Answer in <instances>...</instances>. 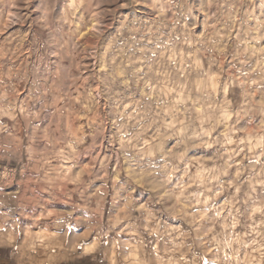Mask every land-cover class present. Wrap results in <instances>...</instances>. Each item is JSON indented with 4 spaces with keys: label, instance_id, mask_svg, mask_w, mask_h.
<instances>
[{
    "label": "clouds",
    "instance_id": "9594fccd",
    "mask_svg": "<svg viewBox=\"0 0 264 264\" xmlns=\"http://www.w3.org/2000/svg\"><path fill=\"white\" fill-rule=\"evenodd\" d=\"M3 3L18 7L14 0H0V4ZM85 3L91 8V0H71L59 20L50 17L51 7L45 11L42 27L48 30V38L35 49L36 60L32 67L27 66V57L19 65L14 63L18 50L0 49V120L8 117L11 121V131L7 123H0V147L4 148L0 161H14L16 165L4 169L2 179L7 184L19 177L21 185L20 193L0 199V205L5 200L15 205L3 212L6 218L9 215L13 218L14 230L0 232V243L8 244L9 236L15 241L8 250L12 264H49L48 260L41 259L36 245L27 240L20 243L22 226L27 225L29 231L41 227L38 209L28 208L27 204H46L45 192L50 200L71 196L88 201V186L98 178L97 172L70 188L73 178L66 177L60 166V174L50 179L52 161L64 155L57 151L59 148L70 157L90 155L86 150L98 147L108 128L112 132L110 143L119 145L118 150H113L120 164L116 171L127 163L132 179L142 175L149 183L155 182L156 195L161 196L162 202L171 200L179 192L183 197L180 204L185 209L215 201L219 193L230 187L228 181L221 178L233 166L231 162L241 145L249 152L259 148V155L264 156V0H151L152 8L158 13L155 19L129 13L133 16V26L129 28L127 23L120 26L121 33L127 35L118 33L108 47H93L84 53L95 58L97 67L105 68L102 75L94 74L100 85L95 89L82 85L72 72L76 57L81 56V45L75 41L79 29L71 30V10H78ZM197 5L205 13L206 27L200 38L181 23V17L191 23ZM22 20L19 15L14 17V22ZM63 24L69 25L68 31H64ZM233 28L237 30L234 44L231 51H226V40L220 38V33L230 36ZM257 53L260 55L255 64L249 63ZM228 56L238 62L233 68L239 75H228L221 81L220 77L225 75L222 61ZM69 58L71 66L66 67L65 61ZM214 74L212 83L218 88L209 84ZM21 81L31 87L23 101L17 102L16 88ZM237 84L241 86L240 94L235 91ZM226 89L231 90V98ZM218 91L224 93L223 99L217 96ZM93 92L95 94L91 95ZM106 93L115 107L101 115L97 101ZM84 104L88 105L87 110ZM81 114L85 116L84 123L79 119ZM242 129L243 137L238 135ZM20 136L24 139H19ZM41 139L51 145L46 153L34 151L36 141ZM197 145L214 149L210 167H205L209 163L205 160L194 164L187 155ZM130 150L135 151L134 162L129 158ZM154 157L157 159L153 160ZM25 158L27 163L23 162ZM78 164L79 161L74 166ZM106 164L105 158L103 165ZM186 165L197 167V172L193 174ZM240 167L242 171L245 168L243 164ZM29 168H34L35 172H29ZM137 168L142 172H137ZM28 176L33 177L32 185L25 183ZM173 178L177 181L174 186ZM257 184L264 185V168L256 174L249 171L244 180L235 177L231 186L239 188L240 192L232 196L230 207L224 205L228 208L227 215L208 217L207 213L186 211L189 231L197 235L205 233L208 243L215 242L218 246V237L224 235V230L240 225L259 230L264 240V199L240 211ZM139 195L142 198L144 194ZM134 211L131 209L128 213L129 219L140 220L141 216H132ZM119 219H113L110 214L104 221L97 216L96 227L106 224L108 231H114ZM201 220L210 221L212 231H206L209 223L201 224ZM248 221H252L251 225ZM242 241L243 233L232 238L238 245ZM68 244L65 237L66 249ZM238 251L234 250L233 259ZM113 260L116 264H127L130 257L116 253Z\"/></svg>",
    "mask_w": 264,
    "mask_h": 264
},
{
    "label": "rangeland",
    "instance_id": "374dc122",
    "mask_svg": "<svg viewBox=\"0 0 264 264\" xmlns=\"http://www.w3.org/2000/svg\"><path fill=\"white\" fill-rule=\"evenodd\" d=\"M14 2L18 7H12L11 3L0 4V49L2 51L18 50V58L14 60V63L19 65L27 57V66L32 67L36 60L35 49L39 48L40 44L48 38V30L42 27L45 11L51 7L50 17L59 20L65 14L71 0H14ZM91 5L89 8L85 3L78 10H71L73 12L71 30L75 32L79 29L75 35V41L81 45V56L76 57V67L72 69V72L80 78L79 82L82 85L89 89H95L100 85L94 74L102 75L105 68L103 65L97 67L95 58L84 53L93 47H108L113 37L121 33V24L127 23L131 28L133 16L129 13H134L135 16L145 19H155L158 13L152 8L151 0H116L115 3L111 0H91ZM225 7L227 6L225 5ZM16 15L23 18L22 22H14ZM204 21L205 13L199 10V5L196 6L191 23L181 17V23L189 27L197 38L204 35L206 27ZM53 26L55 27V25ZM63 29L68 31L69 25L63 24ZM236 31L233 28L230 36H225L223 32L220 33V38L226 40V51L232 50ZM121 35L127 34L121 33ZM2 51H0V55H2ZM258 55L260 54L252 56L249 63L255 64ZM54 59H58V57ZM71 63L72 60L69 58L65 61V66L70 67ZM237 63L232 60L231 56L222 61L225 75L220 77L221 81L225 80L228 75H239L233 68V65ZM214 79L215 74L209 80V84L218 88V85L212 83ZM30 87V84L25 85L23 81L19 83L16 88L19 98L17 102L23 101ZM235 91L238 94L241 93L239 84L235 86ZM226 93L231 98V90L226 89ZM94 94V92L91 93V95ZM223 95L224 93L217 92L220 99H223ZM97 103L100 106L101 115L110 113L115 107L113 102L108 99L107 93ZM125 103L129 102L125 101ZM83 107L87 110L88 105L84 104ZM197 110L199 111V109ZM79 119L81 123L85 122L83 114L79 116ZM8 120V117H3L0 123L8 122ZM40 127L44 128L46 125H40ZM222 130L221 128L220 131ZM111 135L112 132L106 128L105 138L98 142L99 146L86 150L90 152V155L76 154L70 157V154L64 153L63 148L57 149L64 155L52 161L50 179L54 180L60 174V166L63 167L66 177L73 178V183L69 184L70 188L75 187L80 181L88 180L97 172L99 173L98 178L93 179L92 184L88 186V201L71 196L66 199L50 200L45 192L43 198L46 204L28 203V208L38 209L37 215L40 217L41 227H34L29 231L27 225L22 226L20 243L27 240L36 245L41 259L48 260L49 264H116L113 260L116 253L121 256H129L130 260L127 264H264V240H261L259 230L253 231L250 227L242 228L240 225H234L232 230H224V235L218 237V246L213 242L207 247L208 236L203 232L198 235L191 233L189 231L190 223L185 219L186 211L192 214L207 213L208 217L217 214L221 217L227 215L228 208H225L224 205L227 204L230 207L233 202L232 196L240 192L239 188L231 186L234 178L240 176V179L244 180L248 178L249 171L256 174L260 172L261 168H264V156L259 155L261 149L257 148L253 152H249L241 145L235 160L231 162L233 166L221 178L222 180L226 179L230 187L219 193L215 201L210 200L207 204L197 203L194 208L185 209L180 204L183 197L179 192H176L171 200L162 202L161 196L156 195L157 185L155 182L149 183L147 178L142 175L137 179H132L133 173L129 170L127 163L117 172L120 164L113 150H118L119 145L110 143ZM238 135L243 137L244 130L242 129ZM18 138L20 139V137ZM50 146L46 139L37 140L34 151L46 153V149ZM231 147L235 148L236 146L232 145ZM69 149L75 151L71 144H69ZM128 155L131 161H136L134 150H130ZM187 155L194 164L205 160L209 162L205 167H210L215 151L197 145L190 149ZM105 158L107 164L103 165ZM155 159L157 158L154 157L153 160ZM77 161H79L78 166H74ZM9 162L15 163L14 161ZM23 162L27 163L28 161L25 158ZM241 164L245 166L243 171L240 167ZM250 165L251 168H249ZM15 166L14 164L12 167ZM149 166H155V164ZM102 167L105 170H101ZM186 167H191L193 174L197 172V167L190 165H186ZM28 171L35 172V169L29 168ZM136 171L142 172V169L137 168ZM25 183L32 185L33 177H26ZM176 183L177 181L173 178L172 186ZM16 186L21 191L19 177L9 183L6 189H13ZM105 187L107 188L106 193ZM192 187L195 189V185ZM140 193L144 194L142 198ZM28 195L31 197L32 193L29 192ZM262 199H264V185L257 184L255 190L250 191L246 205L241 207L240 211L244 212L246 207L252 206ZM69 200L73 203H69ZM52 204L56 206L51 207ZM2 206L0 205V207ZM11 206L15 205L11 204ZM45 207L47 208L46 214ZM131 209H135L132 212L133 217L141 216L142 218L130 220L128 213ZM3 212L4 210L0 211V232L11 233L15 228L13 218L10 215L6 218ZM110 214L113 219H119L121 215L124 217L119 219L114 231H108L106 224L96 227L97 216L106 221ZM27 219L30 220L31 217ZM206 222L209 223L206 231H212L210 221H200L201 224ZM251 223L252 221H248L249 225ZM176 229H179V232ZM241 233H243L242 243L238 245L232 242V238ZM65 237L69 241L67 249L63 245ZM8 240V244L0 243V264H12L8 258V250L15 241L11 236L8 237ZM236 249L239 251L233 259V252Z\"/></svg>",
    "mask_w": 264,
    "mask_h": 264
},
{
    "label": "crops",
    "instance_id": "0c3cea01",
    "mask_svg": "<svg viewBox=\"0 0 264 264\" xmlns=\"http://www.w3.org/2000/svg\"><path fill=\"white\" fill-rule=\"evenodd\" d=\"M5 123H7L8 125H9V130L11 131V121H10V119L8 120V122H5ZM20 139L21 140H23L24 139V137L23 136H20ZM4 151V149H0V152H3ZM15 163H11V162H9V161H6V160H3V161H0V199H4V198H6V197H8V196H13V195H16V194H18L19 193V191H20V188L19 187H14L13 189L11 188V189H6V187L9 185V183H7V184H5V183H3V179H2V176H3V174H4V169H6V168H10V167H12L13 165H14ZM13 181V180H12ZM12 181L10 182V183H12ZM8 204V205H7ZM14 205V202L13 201H7V200H5V203L4 204H2L1 206L2 207H0V211H3V210H5L8 206H10V205ZM202 236V235H201ZM215 243V242H214ZM206 245V244H205ZM204 245V246H205ZM210 246V244H208L207 245V247H209ZM202 260V259H201Z\"/></svg>",
    "mask_w": 264,
    "mask_h": 264
}]
</instances>
